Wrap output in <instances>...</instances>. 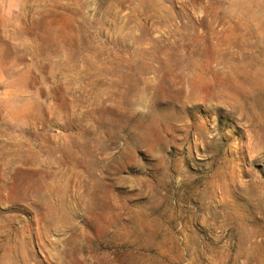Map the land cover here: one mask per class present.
Returning <instances> with one entry per match:
<instances>
[{
	"label": "rangeland",
	"instance_id": "rangeland-1",
	"mask_svg": "<svg viewBox=\"0 0 264 264\" xmlns=\"http://www.w3.org/2000/svg\"><path fill=\"white\" fill-rule=\"evenodd\" d=\"M0 264H264V0H0Z\"/></svg>",
	"mask_w": 264,
	"mask_h": 264
}]
</instances>
